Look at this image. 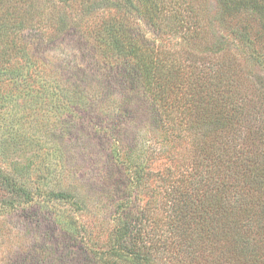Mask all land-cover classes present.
I'll use <instances>...</instances> for the list:
<instances>
[{"label":"trees","instance_id":"obj_1","mask_svg":"<svg viewBox=\"0 0 264 264\" xmlns=\"http://www.w3.org/2000/svg\"><path fill=\"white\" fill-rule=\"evenodd\" d=\"M58 1L52 7L47 0H0V55L18 60L3 71L22 92L21 120L26 117V122L30 115L25 110L32 109L33 136L52 145L48 151L41 147L40 156H59L58 146L67 137L76 144L84 137L83 145L100 153L101 179L104 186L110 184L112 202H117L111 214L117 241L106 254L125 256L121 262L109 257L103 264H153L163 245L153 247L143 239H180L175 251L188 260L219 244L225 247L219 253L211 247L215 264L221 257L219 264H264L262 247L250 241L255 234L264 242V115L257 113L264 107V78L254 90L262 100L257 104L246 91L241 52L233 51L239 40L247 41V30L231 39L217 34L211 23L210 34L212 28L201 18L182 17L179 0H107L93 27L80 29L72 25V15H64L63 6H79L87 13L92 0ZM220 5L225 16L246 7L264 15V0H221ZM162 25L180 34V50L162 43ZM30 26L38 30L24 35ZM54 30L66 33L56 41ZM75 34L87 37L82 44L93 66L71 65V50L67 57L57 51ZM209 36L214 41L205 47ZM17 38L23 46L17 47ZM45 41L54 52L41 49ZM191 42L205 50L190 48ZM65 58L70 74L56 70ZM50 107L60 114L58 124ZM70 123L75 136L68 131ZM20 131L4 144L22 141ZM150 138L155 141L147 147ZM184 143L182 155L179 145ZM9 166L0 163V210H26L35 195L20 170ZM153 178L162 184L165 216L153 221H162L167 229L157 228L150 237L142 223L145 215H137L145 213L149 201L141 206L139 201L148 195ZM70 188L61 191L70 195ZM69 231L63 239H23L0 257V264H101L89 248L79 246L77 232Z\"/></svg>","mask_w":264,"mask_h":264},{"label":"rangeland","instance_id":"obj_2","mask_svg":"<svg viewBox=\"0 0 264 264\" xmlns=\"http://www.w3.org/2000/svg\"><path fill=\"white\" fill-rule=\"evenodd\" d=\"M106 1L107 0H92V7L85 8L87 13H83L82 7H73L72 4L64 5L63 13L65 16L69 17L72 15V25H76V27L80 29L93 27V23L100 17ZM179 1L181 3L180 10L182 11V17L187 19L192 18V16L201 18L205 26L207 28L208 26L209 28L213 26L217 34L223 33L227 38L234 39V37L239 36L238 32L241 31V29L245 28L247 30V41L244 42L239 40L238 47H234L233 51L236 52L239 49V52H241L239 64H242L243 73H245L244 79L247 81L245 82L247 94L249 98L250 96L251 98H256L255 101L259 104L262 100L258 99L259 96L256 97L254 95V90L259 88V81L264 78V15L261 16L251 7H246L239 11H233L225 16L220 8L221 0H184L183 3L181 0ZM22 2H24V0H22ZM47 2H49L52 7L55 5L58 6L59 3L58 0H47ZM213 28L210 30V34L211 32L213 33ZM32 29L34 30L32 31ZM24 30V32H26L24 35H28V33L36 32L38 29L37 26H33V28L30 26L29 28L25 27ZM235 30L237 31L236 34H234ZM58 31L54 30L51 32L54 34L56 41L61 40L66 33ZM161 31L160 37L162 35V43L168 47H174L173 49L175 50H180L182 48L180 44L182 41L180 34L174 33L170 28H165V25L161 26ZM206 32L207 31H205V33ZM83 37L84 36L77 37L76 34L72 35V37L69 36L67 39H64L65 41H63L60 46L58 45L59 48L57 51L59 54L66 53L65 55L67 57V51L70 49L71 53L69 54L68 60H70L71 65L77 63L80 66L84 65V67L93 66L94 63H91L90 52L82 44V42L85 41L84 38L87 37ZM210 37L211 36H209L210 43L205 47H210L214 41L211 40ZM16 40L17 47L20 45L23 46L21 39L17 38ZM188 44L190 48L196 49L197 51L205 50V47L198 42H191ZM183 45H187V42H183ZM40 47L41 49L44 47L48 48V50L50 49L49 51L54 52V47H51L46 41ZM26 50L28 49L26 48ZM10 63L12 66H16L18 65V60L14 56L0 55V163L2 162L7 166L11 165L14 167L13 169H15V171L17 168L20 170L22 173L20 177L22 176L24 183L29 185L30 191L34 193L36 200L32 205L27 204L24 206V208H27L26 210L21 209L23 206L14 208L11 206H4L5 208L0 210V257L8 256L7 252L15 248L18 242L23 239H31L33 241L41 237H43V239H63L61 235L67 232V230L69 231V227L71 223H73L72 227L74 225V230L71 231L70 229L69 233L77 232L74 234L78 238L75 240L79 242V246L89 248L92 251L90 254L95 255L96 259L99 260L101 264H103V260H108L109 257H111L112 260L117 259L118 262H121L120 259L125 258V256L117 258L116 256L106 254L108 249L115 247L117 241V236L112 234L115 223H113L112 220L114 218L111 217L112 209H114L113 205L117 204V202H112V196L115 192L112 194L109 190L110 184L104 186L101 179L100 167L102 162L100 161V153L94 150L90 145H83L85 142L83 139L84 137L81 138V141L77 144L70 142V138L67 137L65 144L63 143L61 147L58 146L61 151L59 156L54 157L49 154H47V156H40L42 152V149H40L41 147H45L44 149L48 151L47 148L52 145L50 143L43 144L42 142H38V139L33 136L34 123H32V109L26 108V115H30V117L26 122V117L21 120L22 114L24 113L22 92L19 87V89L17 87L15 88V80L12 82L6 80L5 77L8 75L3 71L4 69L11 68L8 67ZM23 63L28 65L27 60H25V62L23 61ZM56 66V70L62 69L63 73L68 74H70L69 72L72 69V66L68 64L66 58L63 61L61 59ZM26 68H28V66ZM63 80L67 79L64 78ZM50 108L51 115L55 116V124H58L60 114L56 109ZM64 112L67 113L66 111ZM257 113L258 117H262L264 115V107L258 109ZM28 121L30 122L28 123ZM75 121H79L77 117H75ZM17 129L23 132L20 131L23 134L22 141L17 139V141L13 140L11 144H4L7 143L5 141L8 136L16 134ZM24 129L28 130L27 134L24 133ZM38 130H40V128ZM68 131L75 136L73 123H70ZM69 132L66 131L65 133ZM85 133H87V131H85ZM150 139L151 141L146 144L147 147L155 141L154 138ZM57 140L60 141L58 137ZM21 142L24 143L23 147V143ZM183 142L184 141H181L180 143ZM186 145V143L179 145L181 146L179 152L182 155L184 150L183 147ZM157 148L158 146L155 147V150ZM21 151L22 155L20 154ZM44 159L47 161H41ZM62 165L67 166L66 170L62 169ZM163 166L165 165H162V167ZM48 168H50L49 171ZM113 179L115 180V178ZM149 183L150 191L148 195L143 194L142 200L139 201L140 206L148 201L149 203H146L147 207L144 209L145 213L138 211L137 217L139 214L145 215L142 223L145 226V230L150 232L149 236L153 237L155 229H167V227L163 225L164 223L162 221L160 225H155L153 221V218H156V216L162 219L165 218L163 214L164 205L162 203L163 194H161L163 189L161 186H158L162 184L158 180H155V178L149 179ZM102 186L105 187V190H109V192L107 193L103 190ZM62 187L65 189L71 187V190H74L76 187L77 189L73 192L70 191V193L65 191V193L70 194V196L61 191ZM109 194L111 195V200H108ZM116 194H122V192H116ZM1 197L2 196H0V198ZM154 198L157 199L159 206L153 201ZM160 210L161 212H156ZM110 217L111 220H108ZM148 218L150 220H148ZM75 221L79 223H75ZM111 236L113 237L110 238ZM143 240H146L148 244L151 243L153 247L163 245V247L159 249L160 252L153 258V264H215V262H213L215 260H213L210 255L212 251L211 247L214 248L213 250L216 253H219V250L223 248L225 249L224 246L214 244L206 248L205 251H197L196 254L199 255L201 253L202 256L199 255L200 257L196 260H188L186 259L187 257L178 255L177 251H175L179 246L180 239ZM256 240L255 234L251 236V243L262 247L264 251V242H259L261 239H258L257 242ZM71 241L74 243L73 239ZM47 242L48 240L44 243L45 246ZM165 245H167V248ZM168 247L170 248L168 249ZM127 257L129 258V256ZM221 261H223L222 257L217 260V264Z\"/></svg>","mask_w":264,"mask_h":264}]
</instances>
